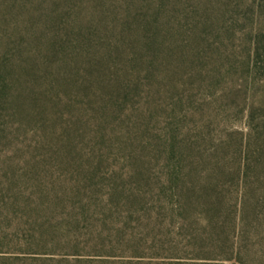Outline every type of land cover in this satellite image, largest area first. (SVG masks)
Here are the masks:
<instances>
[{"label": "rangeland", "instance_id": "1", "mask_svg": "<svg viewBox=\"0 0 264 264\" xmlns=\"http://www.w3.org/2000/svg\"><path fill=\"white\" fill-rule=\"evenodd\" d=\"M126 1L0 0V51L23 41L31 19L58 14L71 25L106 14L112 25L127 15ZM174 1L184 9L169 15L173 30L162 31L164 50L139 48L143 57L135 67L121 63L133 76L118 104L84 111L78 129L71 132V122L70 131L63 122L80 114L71 112L63 92V102L54 97L25 112L0 99V264H146L208 257L143 244L147 238L131 231L151 204H137L131 201L136 196L127 195L137 188L148 192L147 199L152 196L156 182L173 167L168 160L173 132L192 145L195 159H204L194 164L195 175L214 172L213 160L229 163L234 175L254 127L251 104L264 97V59L254 53L257 40L264 47V8L253 0ZM188 11L193 15L184 17ZM88 100L94 99L80 102ZM263 107L256 109L254 124L264 121ZM136 109L141 117L133 114ZM210 114L213 119H207ZM259 130L263 137L264 128ZM258 159L264 161V154ZM129 169L137 172L123 175ZM78 177L87 184L80 202L71 198ZM115 188L123 193H113Z\"/></svg>", "mask_w": 264, "mask_h": 264}, {"label": "trees", "instance_id": "2", "mask_svg": "<svg viewBox=\"0 0 264 264\" xmlns=\"http://www.w3.org/2000/svg\"><path fill=\"white\" fill-rule=\"evenodd\" d=\"M176 2L159 0L153 4L127 0L122 5L127 15L117 17L112 25L106 14H95L91 19L83 18L71 25L58 14L31 19L23 29L21 42L24 43L8 44L0 51V99L10 102L12 109L25 112L36 108V103L46 104L54 97L63 102V92L71 100V112L74 109L80 112L76 118L71 116L63 122L68 130L71 122V132L78 129L84 123V111L113 109L118 104L121 90L129 87V78L133 76L121 63L135 67L143 57L137 51L139 48L154 54L164 50L167 39L162 31L173 30L169 15L184 9ZM253 2L264 8V0ZM189 11L182 12L183 16L193 15ZM113 37H116L115 43ZM259 42L254 53L264 59V47ZM136 80L140 81L141 75ZM88 97L94 100L80 102ZM77 100L79 106L74 103ZM253 101L249 118L254 127L248 140H244L243 157L234 168L235 176L227 170L229 163L221 160H213L214 172L195 175L194 164H203L204 159H195L192 145L179 141L173 132L168 159L173 167L166 170L162 182H156L152 196L147 199L148 192L137 188H134L136 193L127 195V199L136 196L131 201L137 204H151L150 212L143 209L135 222V230L131 231L142 240L147 238L143 244L160 251L183 248L208 256L193 259L176 256V259L146 264H264V161L258 159L264 154V136L261 137L259 130L264 128V121L254 124L258 118L256 109L264 106V97ZM133 114L141 117L137 109ZM192 114L196 115V111ZM207 119H213L212 114ZM135 172L136 169H129L123 175ZM81 180L75 178L71 195L80 199L79 202L82 201L79 195L87 187ZM116 190L113 193H123ZM114 201L111 197L110 202ZM164 218L167 220L163 221ZM121 225L124 228L127 224ZM136 229L139 231L135 232Z\"/></svg>", "mask_w": 264, "mask_h": 264}]
</instances>
